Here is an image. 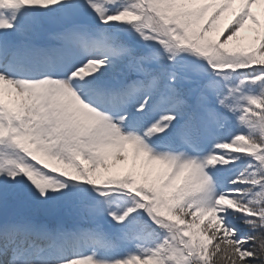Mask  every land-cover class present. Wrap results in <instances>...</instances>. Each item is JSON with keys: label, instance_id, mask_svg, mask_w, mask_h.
I'll return each mask as SVG.
<instances>
[{"label": "snow or ice", "instance_id": "snow-or-ice-1", "mask_svg": "<svg viewBox=\"0 0 264 264\" xmlns=\"http://www.w3.org/2000/svg\"><path fill=\"white\" fill-rule=\"evenodd\" d=\"M0 264H264V0H0Z\"/></svg>", "mask_w": 264, "mask_h": 264}, {"label": "rangeland", "instance_id": "rangeland-1", "mask_svg": "<svg viewBox=\"0 0 264 264\" xmlns=\"http://www.w3.org/2000/svg\"><path fill=\"white\" fill-rule=\"evenodd\" d=\"M254 10L259 11V8H255ZM247 33H242V35H246ZM109 164L111 165L110 171L112 173H120L124 171L127 167V165L121 161H109Z\"/></svg>", "mask_w": 264, "mask_h": 264}]
</instances>
